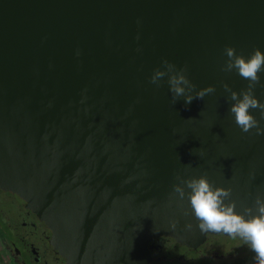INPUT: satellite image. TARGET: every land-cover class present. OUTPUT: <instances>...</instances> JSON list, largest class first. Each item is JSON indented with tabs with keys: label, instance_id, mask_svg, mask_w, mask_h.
<instances>
[{
	"label": "water",
	"instance_id": "obj_1",
	"mask_svg": "<svg viewBox=\"0 0 264 264\" xmlns=\"http://www.w3.org/2000/svg\"><path fill=\"white\" fill-rule=\"evenodd\" d=\"M226 46L264 52V0H0V189L67 264H146L154 238L216 235L173 194L177 175L230 188L238 213L264 197V135L229 111L222 85L248 81L221 71ZM164 60L187 67L193 95L216 92L173 104L167 75L150 83Z\"/></svg>",
	"mask_w": 264,
	"mask_h": 264
},
{
	"label": "clouds",
	"instance_id": "obj_2",
	"mask_svg": "<svg viewBox=\"0 0 264 264\" xmlns=\"http://www.w3.org/2000/svg\"><path fill=\"white\" fill-rule=\"evenodd\" d=\"M224 51L228 59L221 71L230 73L236 70L242 79L248 81L247 87L240 93L233 91L227 83L222 85L225 92L230 93L228 99L234 101L229 111L234 115L235 124L244 133L255 129L256 135H264V127L260 126V120L250 112L258 109L260 118L264 120V103L254 95L258 85L264 87L260 76V73L264 72V52L255 49L246 59L242 54L237 55L235 48L231 46H226ZM162 63L164 70L156 69L150 83L159 87L161 79L167 75L173 104L183 97L185 105H188L194 99L202 100L206 95L216 92L215 86L209 85L193 95L196 86L186 76L187 67L177 70L176 65L167 60ZM176 179L179 183L173 185V194L180 201L187 197L201 233H223L240 237L255 253L257 264H264V197L258 195L254 201V208L246 207L243 213H238L236 202L231 200L232 190L214 186L207 175L188 179L177 175ZM185 189L190 191L186 192ZM172 227L174 228L175 224ZM187 227L191 228V225Z\"/></svg>",
	"mask_w": 264,
	"mask_h": 264
},
{
	"label": "flooded vegetation",
	"instance_id": "obj_3",
	"mask_svg": "<svg viewBox=\"0 0 264 264\" xmlns=\"http://www.w3.org/2000/svg\"><path fill=\"white\" fill-rule=\"evenodd\" d=\"M0 242L7 264H67L52 244L53 233L26 202L0 189ZM146 264H254L255 253L240 238L225 234L208 235L196 249L171 237H157L148 243ZM212 261V262H213Z\"/></svg>",
	"mask_w": 264,
	"mask_h": 264
},
{
	"label": "rangeland",
	"instance_id": "obj_4",
	"mask_svg": "<svg viewBox=\"0 0 264 264\" xmlns=\"http://www.w3.org/2000/svg\"><path fill=\"white\" fill-rule=\"evenodd\" d=\"M3 197H5V196L4 195H0V198H3ZM1 248L2 247H1V242H0V264H7L5 262V260H4V258H3L4 254H3V250H1ZM212 261L211 262L207 261L206 264H222V263H219V262H215V261L212 262ZM254 264H257L256 260H255Z\"/></svg>",
	"mask_w": 264,
	"mask_h": 264
}]
</instances>
